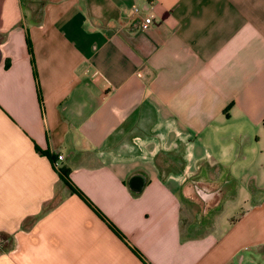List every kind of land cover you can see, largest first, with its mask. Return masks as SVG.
<instances>
[{"label": "crops", "instance_id": "1", "mask_svg": "<svg viewBox=\"0 0 264 264\" xmlns=\"http://www.w3.org/2000/svg\"><path fill=\"white\" fill-rule=\"evenodd\" d=\"M3 33L0 264H264V0H0Z\"/></svg>", "mask_w": 264, "mask_h": 264}, {"label": "trees", "instance_id": "2", "mask_svg": "<svg viewBox=\"0 0 264 264\" xmlns=\"http://www.w3.org/2000/svg\"><path fill=\"white\" fill-rule=\"evenodd\" d=\"M5 33L1 34L0 35V42L3 41L5 39ZM26 42H27V45H28V48L30 50V40L29 38L26 39ZM9 62L6 61L5 63V66H8ZM262 125L264 127V119L262 121ZM36 149L42 153V154H45L50 160H51V163L53 166H55V161H56V158L51 155L48 151H43V150H40L38 147H36ZM58 173H59V180L60 182L62 183L63 186H66L69 191L71 193H74L76 194L77 196H79L80 198H82L91 208V204L87 201V199L83 196V194L79 191V189H77L75 186H73V184L71 183L70 179H69V176H68V170L65 169V168H60L58 167ZM62 199V195L60 193H56L55 196H53V198L47 202H45V204L43 205L42 207V210L40 212L39 215L47 212L48 210L52 209L54 206H56ZM101 218H103L100 213H98L97 211H95ZM112 230L117 234L119 235V232L114 229L113 227H111Z\"/></svg>", "mask_w": 264, "mask_h": 264}, {"label": "built area", "instance_id": "3", "mask_svg": "<svg viewBox=\"0 0 264 264\" xmlns=\"http://www.w3.org/2000/svg\"><path fill=\"white\" fill-rule=\"evenodd\" d=\"M132 14L135 16V20L140 29L143 30L152 26L153 24L152 16L148 14L143 7L139 5H134L132 7ZM60 159L61 157H59L58 160H56L55 166H57Z\"/></svg>", "mask_w": 264, "mask_h": 264}, {"label": "water", "instance_id": "4", "mask_svg": "<svg viewBox=\"0 0 264 264\" xmlns=\"http://www.w3.org/2000/svg\"><path fill=\"white\" fill-rule=\"evenodd\" d=\"M144 182H145V179L142 175L135 174L131 176V178L129 179V187L133 191H139L142 189Z\"/></svg>", "mask_w": 264, "mask_h": 264}, {"label": "rangeland", "instance_id": "5", "mask_svg": "<svg viewBox=\"0 0 264 264\" xmlns=\"http://www.w3.org/2000/svg\"><path fill=\"white\" fill-rule=\"evenodd\" d=\"M195 212L193 213V219H200L201 218V216H202V214H201V209L200 210H198V209H193ZM186 218H189V217H186ZM186 218H185V220H186Z\"/></svg>", "mask_w": 264, "mask_h": 264}, {"label": "flooded vegetation", "instance_id": "6", "mask_svg": "<svg viewBox=\"0 0 264 264\" xmlns=\"http://www.w3.org/2000/svg\"><path fill=\"white\" fill-rule=\"evenodd\" d=\"M208 195H210V193H208ZM4 238H2L1 236H0V245H2V244H4Z\"/></svg>", "mask_w": 264, "mask_h": 264}]
</instances>
